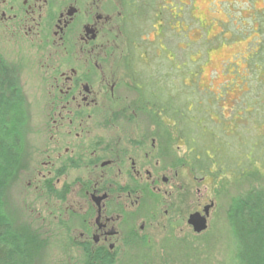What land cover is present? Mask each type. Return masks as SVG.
Here are the masks:
<instances>
[{
	"label": "flooded vegetation",
	"instance_id": "obj_1",
	"mask_svg": "<svg viewBox=\"0 0 264 264\" xmlns=\"http://www.w3.org/2000/svg\"><path fill=\"white\" fill-rule=\"evenodd\" d=\"M151 4L0 0V88L10 84L17 100H29L25 67L38 71L36 99L46 100L49 126L36 174L65 201L71 191L66 181L77 173L72 181L77 197L65 224L74 233L72 246L93 260L113 259L139 236L137 218L142 217L140 230L156 220L154 206H164L169 193L161 184L174 181V191L178 165L184 166L179 157L170 159L168 100H153L151 60L147 49L137 46L138 24L151 16ZM159 42L165 48L162 38ZM27 106L25 101L15 176L26 165ZM195 206L188 216L203 214L205 204Z\"/></svg>",
	"mask_w": 264,
	"mask_h": 264
},
{
	"label": "rangeland",
	"instance_id": "obj_2",
	"mask_svg": "<svg viewBox=\"0 0 264 264\" xmlns=\"http://www.w3.org/2000/svg\"><path fill=\"white\" fill-rule=\"evenodd\" d=\"M138 27L142 46L138 42L137 46L147 49L151 60L153 99L177 100L179 105L178 100H185L199 127L213 131L217 141L228 142V154L233 158L242 154L238 160L246 163L251 153L259 175L236 182L231 175L238 172L237 164L231 165L228 178L213 182L194 172L185 156L184 166L178 165L175 190L170 192L174 181L161 184L169 193L164 206L163 202L154 206L156 220L147 221L140 230L142 217L137 218L139 236L130 238L113 259L93 260L72 246L74 233L65 224L77 197L72 182L77 173L66 181L71 191L65 201L52 195L36 174L38 168L42 170L40 151L49 123L46 100L36 99L38 71L28 64L24 74L27 114L30 111L26 165L9 183L2 200L15 226L24 227L34 237L32 264H236L227 208L238 194L264 188V88L259 86L263 75L247 62L253 49L264 41V0H155L153 13ZM121 47L126 48L123 43ZM34 75L36 81L27 78ZM251 102L252 111L236 119L241 108ZM190 124L195 130L194 123ZM183 144L184 140L173 143L170 159L184 156L187 149ZM197 202L212 203L207 227L201 233H194L186 222Z\"/></svg>",
	"mask_w": 264,
	"mask_h": 264
},
{
	"label": "trees",
	"instance_id": "obj_3",
	"mask_svg": "<svg viewBox=\"0 0 264 264\" xmlns=\"http://www.w3.org/2000/svg\"><path fill=\"white\" fill-rule=\"evenodd\" d=\"M154 3L155 0H152V13ZM247 62L256 73H262L263 78L259 86L264 88V41L253 49ZM17 99L12 85L9 84L7 89L0 88V264H32L36 250L33 248L34 237L24 227L18 229L15 226L5 211L2 200L7 186L18 170L21 157L22 131L19 125L24 118L25 100ZM178 101L180 105L177 100H168L166 127L170 146L184 140L183 145L187 151H184V156L179 157V160L185 161L187 156V165L201 177H209L213 182L228 178L226 174L231 165L237 164L240 165L238 172L231 175L236 182L253 179L259 175V169L255 167L257 161L252 158L250 152L247 154L249 160L246 163L238 160L242 154L233 158L226 150L228 142L219 139L217 141V138L213 137V131L199 127L197 121L195 122L189 114L190 106L187 102ZM252 108L254 102L241 108L236 119L248 110L252 111ZM190 123H194L195 130L191 128ZM216 124L221 127V124ZM227 135L228 133L225 136ZM253 154L256 155L257 152ZM226 216L230 233L235 240L236 264H264V188H251L238 194L229 204Z\"/></svg>",
	"mask_w": 264,
	"mask_h": 264
},
{
	"label": "water",
	"instance_id": "obj_4",
	"mask_svg": "<svg viewBox=\"0 0 264 264\" xmlns=\"http://www.w3.org/2000/svg\"><path fill=\"white\" fill-rule=\"evenodd\" d=\"M212 203L205 205L203 207V214L200 212L191 213L188 216L187 224L191 226L194 233H201L207 227V217L209 215V209L211 208Z\"/></svg>",
	"mask_w": 264,
	"mask_h": 264
}]
</instances>
